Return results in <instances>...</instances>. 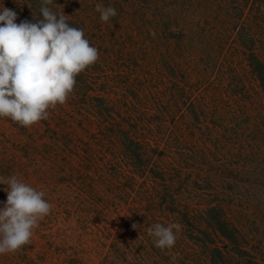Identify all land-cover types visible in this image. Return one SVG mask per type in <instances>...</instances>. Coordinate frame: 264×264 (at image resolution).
Wrapping results in <instances>:
<instances>
[{"label": "trees", "instance_id": "16d2710c", "mask_svg": "<svg viewBox=\"0 0 264 264\" xmlns=\"http://www.w3.org/2000/svg\"><path fill=\"white\" fill-rule=\"evenodd\" d=\"M97 4L117 16L101 21ZM3 7L18 24L42 19L41 0ZM49 7L100 58L47 120L7 121L67 190L69 214L125 205L112 247L128 264H264V0ZM156 223L180 226L171 249L147 234Z\"/></svg>", "mask_w": 264, "mask_h": 264}, {"label": "clouds", "instance_id": "9594fccd", "mask_svg": "<svg viewBox=\"0 0 264 264\" xmlns=\"http://www.w3.org/2000/svg\"><path fill=\"white\" fill-rule=\"evenodd\" d=\"M41 0L42 19L16 23L17 14L0 9V118L29 128L49 118L50 109L63 106L73 94L76 77L100 58L82 29L72 27L64 12ZM100 20L116 17L114 7L95 6ZM155 37V33H151ZM7 201L0 208V255L14 254L28 244L52 204L44 191L22 182L16 175L0 179ZM136 228V225H133ZM175 230V231H174ZM178 224H154L147 229L160 250L174 247Z\"/></svg>", "mask_w": 264, "mask_h": 264}, {"label": "rangeland", "instance_id": "374dc122", "mask_svg": "<svg viewBox=\"0 0 264 264\" xmlns=\"http://www.w3.org/2000/svg\"><path fill=\"white\" fill-rule=\"evenodd\" d=\"M26 135L0 118V179L16 175L44 191L53 207L34 229L31 243L14 254L0 255V264H128L127 257L112 247L119 236L127 235L123 227L126 206L116 201L115 209L99 208L85 220L69 214L66 208L73 209L62 198L67 191L63 184L50 176L44 159L23 150ZM6 187L0 184V208L7 201Z\"/></svg>", "mask_w": 264, "mask_h": 264}]
</instances>
